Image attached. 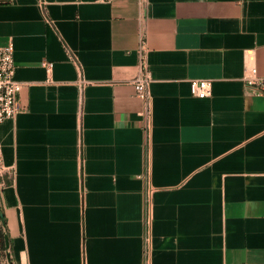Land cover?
Segmentation results:
<instances>
[{
	"label": "crops",
	"instance_id": "crops-1",
	"mask_svg": "<svg viewBox=\"0 0 264 264\" xmlns=\"http://www.w3.org/2000/svg\"><path fill=\"white\" fill-rule=\"evenodd\" d=\"M142 33L147 100L130 83ZM9 41L14 264H264V95L242 78L264 76V0H0Z\"/></svg>",
	"mask_w": 264,
	"mask_h": 264
},
{
	"label": "built area",
	"instance_id": "built-area-1",
	"mask_svg": "<svg viewBox=\"0 0 264 264\" xmlns=\"http://www.w3.org/2000/svg\"><path fill=\"white\" fill-rule=\"evenodd\" d=\"M137 52V73L130 80V83L134 86L136 96L147 100L152 76L147 64V46L143 33L140 36ZM43 65L49 76L52 70V62L46 61ZM14 69L13 43L9 41L7 44L0 46V123L6 119L14 118L21 110L18 94L23 84L14 79ZM242 78L246 86L256 95H264V76L258 74L255 66H250ZM81 83L85 84L87 82L81 80ZM211 89L212 80L210 79L190 80V93L193 96L204 98L210 95ZM3 172L4 168L0 162V191L5 184L2 179ZM0 264H14L8 245L5 248L0 246Z\"/></svg>",
	"mask_w": 264,
	"mask_h": 264
},
{
	"label": "trees",
	"instance_id": "trees-1",
	"mask_svg": "<svg viewBox=\"0 0 264 264\" xmlns=\"http://www.w3.org/2000/svg\"><path fill=\"white\" fill-rule=\"evenodd\" d=\"M5 221L3 218V213L0 210V246L1 248H5L8 245L7 235L5 232Z\"/></svg>",
	"mask_w": 264,
	"mask_h": 264
}]
</instances>
